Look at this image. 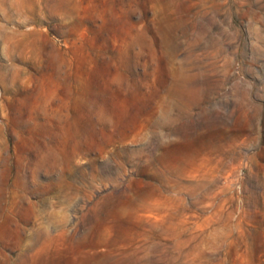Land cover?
Listing matches in <instances>:
<instances>
[{
  "label": "rangeland",
  "instance_id": "374dc122",
  "mask_svg": "<svg viewBox=\"0 0 264 264\" xmlns=\"http://www.w3.org/2000/svg\"><path fill=\"white\" fill-rule=\"evenodd\" d=\"M0 264H264V0H0Z\"/></svg>",
  "mask_w": 264,
  "mask_h": 264
}]
</instances>
